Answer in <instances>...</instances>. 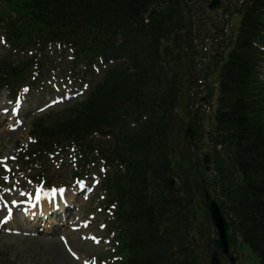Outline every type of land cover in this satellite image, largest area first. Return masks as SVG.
I'll use <instances>...</instances> for the list:
<instances>
[{"label":"trees","instance_id":"1","mask_svg":"<svg viewBox=\"0 0 264 264\" xmlns=\"http://www.w3.org/2000/svg\"><path fill=\"white\" fill-rule=\"evenodd\" d=\"M51 0H43V6L47 7ZM59 4L63 5L67 3L71 8L72 15L76 13V7H81L82 14H85L87 18L91 20H97V16L102 18V21L114 22L117 24H123L125 28H129L130 32L136 33L142 39V41H136L137 43L145 44L148 52L157 54L159 46L162 40L165 41V45L168 46V42H172L180 30L186 26L182 21L184 15L176 12L180 11L181 0H55ZM82 1V3H81ZM148 14V23L145 26H141V22L138 19L139 15ZM131 18L137 20L140 23L141 30L147 33V35L140 31V28L133 25ZM256 19V15L251 11L245 16L244 30L246 34L241 35L237 42L238 48L246 47L249 44V37L252 33L253 20ZM256 31V29L254 30ZM237 52L235 56L230 59L229 66L227 68L229 76L225 77V82L229 85L228 92L232 87L234 92L238 94V97L233 98V105L229 111V123L231 128L230 136L236 137L238 156L234 160L237 161L247 178L250 177L251 181L249 190L253 193V201L249 203L240 201L241 205L238 208L243 210L241 214L247 221V225L257 228V225H261V231L264 234V188L261 186V182L264 185V132L263 129L258 127L256 122L260 123L259 116H252L253 121L245 117L244 103L245 97L242 95V90L245 88V69L246 63ZM244 77V78H243ZM233 79L237 82H233ZM166 101L169 98L168 95H162ZM231 100V99H229ZM253 113H251L252 115ZM233 160V159H232ZM253 174H256L259 178H263L259 185H256L253 181ZM261 242L264 245V235L261 236ZM259 246V241H258ZM260 247V246H259ZM258 247V248H259ZM264 257V251H263Z\"/></svg>","mask_w":264,"mask_h":264},{"label":"rangeland","instance_id":"2","mask_svg":"<svg viewBox=\"0 0 264 264\" xmlns=\"http://www.w3.org/2000/svg\"><path fill=\"white\" fill-rule=\"evenodd\" d=\"M3 50L0 48V54ZM23 114L26 118V111L23 110ZM14 137H23V129L12 132ZM9 136H6L5 131L0 130V145L3 144V153L0 154L4 155L10 152V149L6 145V140ZM31 238L22 237L21 241L19 238L15 240L17 243V249L20 252V257L17 260L20 262H24L25 264H44L43 261L47 260V264H81L77 259H75L71 255H76V253H70V256L64 252V246L62 247L61 243L58 240H50L47 241L48 243L42 242L38 240H30ZM37 244L38 246L26 247L27 244ZM75 249L78 253L81 250L77 243L72 244L71 246ZM63 248V249H62ZM30 256H26L29 255Z\"/></svg>","mask_w":264,"mask_h":264},{"label":"snow or ice","instance_id":"3","mask_svg":"<svg viewBox=\"0 0 264 264\" xmlns=\"http://www.w3.org/2000/svg\"><path fill=\"white\" fill-rule=\"evenodd\" d=\"M5 159H7V158H5ZM13 159H14V157H13ZM6 170L10 171V169H7V167H6ZM4 179H5V181H7L8 177H5ZM60 191H63V189H60ZM0 199H2V197H0ZM16 203H17V201H12L13 205L16 204ZM5 204L7 205V202H5ZM10 218H11V208L9 207L8 208V215H7V217L4 218V222H7V219H10Z\"/></svg>","mask_w":264,"mask_h":264}]
</instances>
